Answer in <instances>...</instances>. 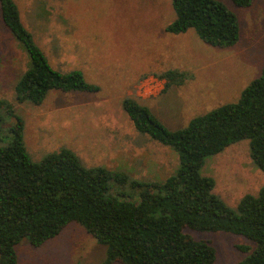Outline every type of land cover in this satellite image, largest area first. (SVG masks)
Segmentation results:
<instances>
[{
  "label": "rangeland",
  "instance_id": "obj_1",
  "mask_svg": "<svg viewBox=\"0 0 264 264\" xmlns=\"http://www.w3.org/2000/svg\"><path fill=\"white\" fill-rule=\"evenodd\" d=\"M13 1L50 66L78 70L99 88L52 91L40 106L18 103L14 87L29 58L4 25L0 7V101L23 120L24 145L34 162L68 149L87 168L104 167L142 182L164 180L177 167L176 154L137 132L122 101L134 99L168 130H178L194 117L236 102L264 65V0H252L246 8L216 0L239 22L238 43L227 49L204 44L193 30L165 33L175 18L169 0ZM169 70L185 72L188 79L164 90L158 76ZM14 124L0 109V145L10 142ZM202 173L214 179V193L232 209L264 186V173L252 163L246 140L208 158ZM192 235L215 249L214 264H237L246 256L240 247H253L246 238L223 232ZM105 255L104 246L71 223L40 247L22 240L17 264H100Z\"/></svg>",
  "mask_w": 264,
  "mask_h": 264
},
{
  "label": "trees",
  "instance_id": "obj_2",
  "mask_svg": "<svg viewBox=\"0 0 264 264\" xmlns=\"http://www.w3.org/2000/svg\"><path fill=\"white\" fill-rule=\"evenodd\" d=\"M169 1L175 18L165 33L193 30L204 44L220 49L238 43V18L222 3ZM231 2L246 8L252 0ZM0 7L4 25L29 58L14 87L18 103L40 106L52 91L99 90L78 70L61 72L50 66L13 0H0ZM158 78L167 90L183 85L188 74L169 70ZM0 109L15 121L10 142L0 145V264H17L22 240L40 247L71 223L106 248L100 264H214L215 249L193 232L242 236L253 247H240L246 256L237 264H264V186L232 209L214 193V179L202 173L208 158L245 140L252 163L264 173V65L236 102L194 117L178 130H168L134 99L122 101L137 132L176 154L177 167L164 180L142 182L104 167L87 168L68 149L34 162L24 145L23 120L10 104L0 101ZM130 188L136 193L124 190Z\"/></svg>",
  "mask_w": 264,
  "mask_h": 264
}]
</instances>
